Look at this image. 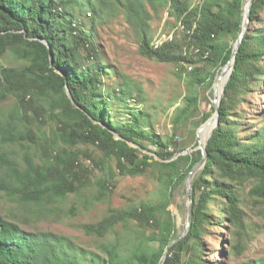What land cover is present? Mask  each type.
Here are the masks:
<instances>
[{
	"label": "trees",
	"instance_id": "trees-1",
	"mask_svg": "<svg viewBox=\"0 0 264 264\" xmlns=\"http://www.w3.org/2000/svg\"><path fill=\"white\" fill-rule=\"evenodd\" d=\"M111 1L125 7L133 25L143 30L147 28L148 14L143 0H99V3L106 6ZM170 1L177 26L182 23L186 27L184 32L190 31L185 34L189 41L183 45L174 36L173 40L156 45L143 35L141 52L161 62L203 63L204 68H193L190 76L193 83L205 84L215 77L217 70L223 69L232 56L233 45L220 43L219 39L239 37L246 0H231L226 6H220L215 0H203L195 6H191L188 0ZM155 2L158 1H151ZM72 7L83 14L91 10L96 13L91 0H0V57L8 50H14L18 58L26 62L16 68L0 67V102L10 95L18 99L16 112L0 120V164L8 170L5 176H0V192L9 197L19 196L27 203H40L53 197L65 198L76 193L79 186L86 183L85 175L82 167L77 166L78 155L66 147L86 143L97 144L107 159H115L122 176L142 175L149 168L158 167L159 177L170 193L157 205L148 202L128 210L110 209L97 225L84 226L88 234L98 236H106L120 223L126 224L131 220L143 228L154 227L155 232L151 236L145 235L137 249L126 256L121 253L119 241L103 245L102 250L107 257L102 258L77 246L66 236L28 232L0 214V264H162L167 247L179 236L172 212L168 211L172 190L187 180L189 173L201 161L202 153L199 150L195 156L174 159L182 151H170L169 141L144 131L143 116L138 113L131 112L127 123L110 120L112 101L127 103L132 93L120 86L114 94L106 92L109 95L106 97L102 90L103 77L114 70L104 63L94 45L93 33L74 24L75 14L69 12ZM263 8L264 0L254 1L250 15L252 22L256 23ZM263 55L264 31L256 35L248 33L226 85L219 125L215 129L212 126L203 137V144H207V163L193 182L194 209L188 234L171 247L165 264H202L196 255L186 260L183 256L189 250L199 254L203 251L201 236L210 217L208 203L214 197H225L230 219L233 223L241 221L237 193L225 182L210 181L216 171L224 178H256L251 195L264 201V126L253 143L243 145L228 120L251 78L262 75L256 62ZM209 66H215V70L210 72ZM67 86L76 104L70 99ZM39 101H44L52 114L61 110V126L56 140H41L32 130L22 132L16 124L18 120L30 122V112L43 119L48 113ZM188 101L192 107L198 103V98L189 97ZM211 116L208 113L205 121ZM25 142L40 150L41 164L35 171L30 169L34 163L29 153L25 156L28 166L20 170L2 151L4 146L12 144L29 148ZM146 142L157 146L154 155L142 151L147 148ZM60 143L65 147L56 151ZM185 160L189 162L182 170L180 164ZM114 172L110 167V173ZM101 188V195H104L105 185L102 184ZM164 212H167L168 219L160 216ZM222 213L226 212L222 210ZM228 220L229 217L225 216L224 221ZM151 243H156L157 248ZM237 249L240 254L244 252L242 246ZM248 264H264V259Z\"/></svg>",
	"mask_w": 264,
	"mask_h": 264
},
{
	"label": "rangeland",
	"instance_id": "rangeland-1",
	"mask_svg": "<svg viewBox=\"0 0 264 264\" xmlns=\"http://www.w3.org/2000/svg\"><path fill=\"white\" fill-rule=\"evenodd\" d=\"M151 1L143 0L148 14V26L145 30L133 25L128 19L125 7L114 1L103 6L100 5L99 0H91L96 13L91 10L83 14L74 7L69 8V12L75 14L73 21L78 28L93 33L94 45L99 49L104 63L114 70L103 77V92L114 94V90L122 86L132 93L127 103L112 101L110 120L127 123L131 119V112L138 113L143 116L144 131L152 132L161 140L169 141L170 151L183 152L198 146V130L207 121L205 116L208 113L213 116L215 113L213 85L222 69L217 70L215 77L209 82L200 85L192 82L190 72L196 67L203 69V63L188 65L161 62L144 55L141 52L143 35L151 38L152 43L156 45L173 40L174 36L183 45L189 41L186 35L190 31L184 32L186 27L183 28L182 23L177 26L171 1L157 0L158 2L155 3ZM188 1L191 6L203 2V0ZM215 1L220 6H226L231 2V0ZM243 20L249 34L256 35L264 31V8L260 11L256 23L247 22L244 15ZM236 41L237 39L232 36L219 39L220 43L231 44L233 47ZM25 63L18 58L14 50H8L0 57V67L16 68ZM256 67L262 70V75H254L251 78L247 89L238 97L239 101L228 117L231 122L229 125L236 130L243 145L253 143L254 137L264 126V55L256 62ZM208 69L212 72L215 66H209ZM193 96L198 98V103L191 107L188 98ZM106 97H109L108 93ZM31 99L33 98H28ZM39 104L48 113L43 119L30 112V122L18 120L16 124L22 132L32 130L41 140H56L61 126L59 122L61 110L58 109L52 114L44 101H39ZM17 106L18 99L15 95H10L7 100L0 102V120L14 114ZM211 127L202 133V138L209 133ZM25 143L29 148L12 144L4 146L2 151L17 164L20 170L28 166L25 156L29 153L34 163L30 169L35 171L36 166L41 164L40 150L30 142ZM146 145L147 148L142 150L144 153L154 155L157 152V146L149 142H146ZM64 147L65 145L60 143L55 150L60 151ZM66 148L78 155L77 166L82 167L86 183L80 185L76 193L69 194L65 198H46L40 203H27L20 200L19 196L9 197L4 192H0V214L19 224L25 231L66 236L77 246L95 252L102 258L107 257L102 246L115 241L120 242L123 255L132 254L145 235L151 236L155 232L154 227L143 228L136 221L131 220L126 224L120 223L106 236H98L88 234L84 226L97 225L107 216L110 209L128 210L142 203L157 205L165 200L170 192H167L163 179L159 177V168H149L142 175L122 176L117 169L116 160L107 159L97 144L79 143ZM189 155L195 156L197 151ZM188 162L185 160L180 164L182 170ZM110 167H113L114 173H110ZM7 171V168L0 164V176H5ZM215 174L210 178L212 183L225 182L239 196L238 208L241 211V221L233 223L230 219L225 197H214L208 203L210 217L204 225L201 236L203 251L199 254L195 250H189L184 254L183 259L196 255L202 264H248L264 259V201L251 195L257 179L224 178L217 171ZM102 184L105 185L104 195H101ZM186 192L187 180L172 190L168 208V211L172 212L179 235L188 221ZM222 210L226 213H222ZM160 216L168 219L167 212ZM225 216L229 217L228 221H224ZM151 246L157 248L156 243H151ZM238 246L244 248L242 254L239 253Z\"/></svg>",
	"mask_w": 264,
	"mask_h": 264
},
{
	"label": "water",
	"instance_id": "water-1",
	"mask_svg": "<svg viewBox=\"0 0 264 264\" xmlns=\"http://www.w3.org/2000/svg\"><path fill=\"white\" fill-rule=\"evenodd\" d=\"M255 0H246V4L244 6L243 9V15L244 18H246L247 22L251 21L250 19V15L252 12V8H253V3ZM248 33V27L244 25V20H243V25H242V30L239 34V37L237 38L236 44L233 47V52H232V56L230 58V60L228 61V63L223 67L222 72L220 74V76L217 78L216 82L213 85V88L215 90V96H214V100H213V106L215 108V113L213 116H211V118H209L202 126L201 128L198 130V139H199V144L197 147L192 148V149H188L185 150L181 153H179L174 159H177L180 156H186L191 154L192 152L195 151H201L202 153V159L201 161L192 169V171L189 173V176L187 178V199H188V221L184 227L183 232L176 238L174 239L169 246L167 247L165 254H164V258H163V262L162 264H165L168 256H169V251L171 249V247L178 241L182 240L189 231L190 225H191V220H192V216H193V209H194V192H193V182L196 178V176L198 175V173L205 167L206 163H207V144H203L200 140V136L201 134L210 126H213L214 129L219 125L220 122V116H221V112H220V107H221V103H222V99L225 95V89H226V85L228 84L231 75L235 69V65H236V61H237V56L240 50V47L243 43V40L245 38V36ZM53 58V56H51ZM228 75V80L223 88L222 94L219 93L218 88H219V82L222 79V77ZM67 93L70 97V99L73 101L74 104H76L75 99L71 93L70 88L67 86ZM213 129V131H214ZM213 131L211 132L210 136L208 139L211 138ZM136 146V145H135Z\"/></svg>",
	"mask_w": 264,
	"mask_h": 264
},
{
	"label": "bare ground",
	"instance_id": "bare-ground-1",
	"mask_svg": "<svg viewBox=\"0 0 264 264\" xmlns=\"http://www.w3.org/2000/svg\"><path fill=\"white\" fill-rule=\"evenodd\" d=\"M183 28H184V27H183ZM181 29H182V28H181ZM196 50H197V49H196ZM198 51H199V50H197V52H198ZM227 80H228V75L222 77V79L220 80V82H219V88H218L219 93H221V89L224 87V85L226 84ZM200 140H201V142L203 143L202 134H201V136H200Z\"/></svg>",
	"mask_w": 264,
	"mask_h": 264
}]
</instances>
